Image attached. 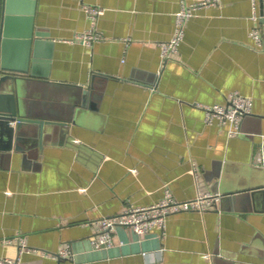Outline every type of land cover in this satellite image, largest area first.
Instances as JSON below:
<instances>
[{
	"label": "crops",
	"instance_id": "crops-1",
	"mask_svg": "<svg viewBox=\"0 0 264 264\" xmlns=\"http://www.w3.org/2000/svg\"><path fill=\"white\" fill-rule=\"evenodd\" d=\"M85 6L103 11L93 21ZM179 8L180 0H37L39 64L22 97L35 114L66 125H45L39 144L22 149L2 138L0 126V257L19 256L22 264L264 263V211L227 198L264 177V0L256 9L252 0L200 8L178 49L163 58L160 43L172 37ZM92 28L104 38L72 39ZM81 89L89 90L84 105L76 98ZM231 91L252 101L232 136L229 123L207 122L202 108L224 104ZM166 189L179 200L221 197L202 211L171 213L164 232L137 235L118 226L109 246H94L101 217L159 202ZM21 237L27 246L19 252Z\"/></svg>",
	"mask_w": 264,
	"mask_h": 264
},
{
	"label": "water",
	"instance_id": "water-1",
	"mask_svg": "<svg viewBox=\"0 0 264 264\" xmlns=\"http://www.w3.org/2000/svg\"><path fill=\"white\" fill-rule=\"evenodd\" d=\"M37 0H0V126L3 133L21 148L22 144L36 147L45 125H66L64 120L35 114L25 105L22 92L25 83L36 74L37 50L41 43L35 29L34 14ZM261 13L264 14L263 9ZM41 75L47 76V71ZM89 90L81 89L76 98L84 105ZM10 142V143H11ZM41 143V142H40ZM10 145L3 149H10ZM262 182L232 191L227 198L242 205L252 201L258 211H264V177Z\"/></svg>",
	"mask_w": 264,
	"mask_h": 264
},
{
	"label": "built area",
	"instance_id": "built-area-1",
	"mask_svg": "<svg viewBox=\"0 0 264 264\" xmlns=\"http://www.w3.org/2000/svg\"><path fill=\"white\" fill-rule=\"evenodd\" d=\"M218 0H180V8L175 12L174 32L171 38L162 41L161 55L167 58L170 53L178 49L180 42L185 34L187 20L197 14L198 10L203 7L211 6ZM252 7L256 9V0H252ZM85 10L89 17L95 21L96 16L101 14L103 9L98 6H85ZM253 17L258 14L253 12ZM264 17V14H261ZM251 34L258 43H261L262 37L257 28H253ZM104 36L97 32L94 28L84 30L74 34L73 40H81L86 44L103 39ZM251 99L238 92L231 91L227 94L224 104H203L205 110V120L207 122L217 121L223 125L229 123V135L240 133V122L246 114L251 112ZM263 158V154H259V160ZM221 197L218 192L199 193L195 197L185 200L175 198L169 189H166L163 198L156 203L150 205H129L121 209L116 214L103 216L99 220V227L92 243L95 247L109 246L112 243L113 233L118 226H125L131 229L137 235H143L152 228H159L165 231L167 217L176 211L196 209L205 210L209 206H213ZM19 252H22L27 242L24 237L18 238ZM69 250L60 251L59 255H68ZM41 254L51 255L48 251L42 250ZM0 264H22L19 256L16 257H0ZM264 264V263H263Z\"/></svg>",
	"mask_w": 264,
	"mask_h": 264
}]
</instances>
